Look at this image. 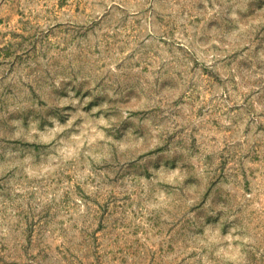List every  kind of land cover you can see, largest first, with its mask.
Here are the masks:
<instances>
[{"label":"rangeland","instance_id":"1","mask_svg":"<svg viewBox=\"0 0 264 264\" xmlns=\"http://www.w3.org/2000/svg\"><path fill=\"white\" fill-rule=\"evenodd\" d=\"M0 264H264V0H0Z\"/></svg>","mask_w":264,"mask_h":264}]
</instances>
